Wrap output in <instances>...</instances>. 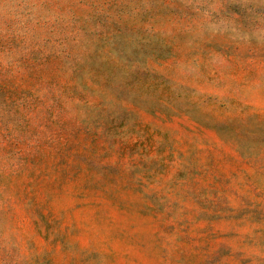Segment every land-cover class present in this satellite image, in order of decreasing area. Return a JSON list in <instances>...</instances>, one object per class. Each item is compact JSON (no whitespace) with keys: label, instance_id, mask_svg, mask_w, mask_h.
Masks as SVG:
<instances>
[{"label":"rangeland","instance_id":"obj_1","mask_svg":"<svg viewBox=\"0 0 264 264\" xmlns=\"http://www.w3.org/2000/svg\"><path fill=\"white\" fill-rule=\"evenodd\" d=\"M0 264H264V0H0Z\"/></svg>","mask_w":264,"mask_h":264}]
</instances>
